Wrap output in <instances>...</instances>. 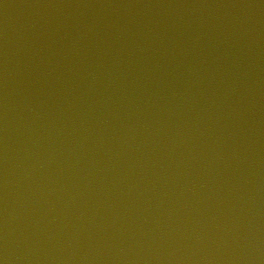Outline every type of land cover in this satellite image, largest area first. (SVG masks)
<instances>
[{
  "label": "water",
  "instance_id": "obj_1",
  "mask_svg": "<svg viewBox=\"0 0 264 264\" xmlns=\"http://www.w3.org/2000/svg\"><path fill=\"white\" fill-rule=\"evenodd\" d=\"M0 264H264V0H0Z\"/></svg>",
  "mask_w": 264,
  "mask_h": 264
}]
</instances>
